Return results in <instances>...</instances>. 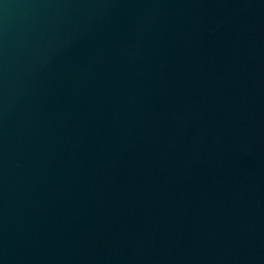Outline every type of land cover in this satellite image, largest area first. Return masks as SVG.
<instances>
[{
	"label": "water",
	"instance_id": "water-1",
	"mask_svg": "<svg viewBox=\"0 0 264 264\" xmlns=\"http://www.w3.org/2000/svg\"><path fill=\"white\" fill-rule=\"evenodd\" d=\"M0 264H264V0H0Z\"/></svg>",
	"mask_w": 264,
	"mask_h": 264
}]
</instances>
